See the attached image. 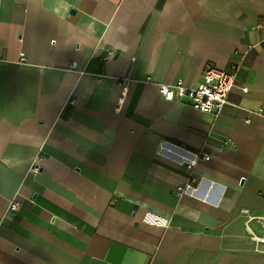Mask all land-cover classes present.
Listing matches in <instances>:
<instances>
[{
	"label": "crops",
	"instance_id": "obj_1",
	"mask_svg": "<svg viewBox=\"0 0 264 264\" xmlns=\"http://www.w3.org/2000/svg\"><path fill=\"white\" fill-rule=\"evenodd\" d=\"M0 51V264H264V0H0Z\"/></svg>",
	"mask_w": 264,
	"mask_h": 264
},
{
	"label": "built area",
	"instance_id": "obj_2",
	"mask_svg": "<svg viewBox=\"0 0 264 264\" xmlns=\"http://www.w3.org/2000/svg\"><path fill=\"white\" fill-rule=\"evenodd\" d=\"M115 53L110 51L108 57ZM5 61L3 51H0V67ZM76 62L72 64L73 67ZM238 84V66L223 68L217 65H209L204 72L203 81L198 86H188L184 80H178L173 84H162L161 90L166 99L189 104L194 108L212 114H220L230 103V94ZM246 88V87H244ZM203 157L209 160L211 156L204 153ZM193 185H181L179 188L190 189ZM22 209V202L14 199L10 202L8 213L16 215ZM245 231L248 240L256 251L264 247V214H254L245 209ZM2 218L0 217V226Z\"/></svg>",
	"mask_w": 264,
	"mask_h": 264
}]
</instances>
